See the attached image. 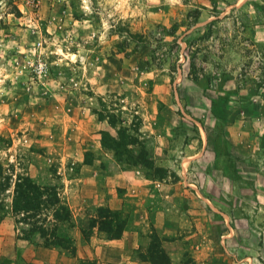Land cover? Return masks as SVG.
<instances>
[{
  "label": "rangeland",
  "instance_id": "374dc122",
  "mask_svg": "<svg viewBox=\"0 0 264 264\" xmlns=\"http://www.w3.org/2000/svg\"><path fill=\"white\" fill-rule=\"evenodd\" d=\"M0 225L264 264V0H0Z\"/></svg>",
  "mask_w": 264,
  "mask_h": 264
},
{
  "label": "crops",
  "instance_id": "0c3cea01",
  "mask_svg": "<svg viewBox=\"0 0 264 264\" xmlns=\"http://www.w3.org/2000/svg\"><path fill=\"white\" fill-rule=\"evenodd\" d=\"M74 246L72 255L61 247H44L38 239H21L0 225V264H77L80 260L95 264H152L136 253L138 245H129L124 236L109 239L97 228H93L88 241ZM165 252L173 264L179 263L183 256L180 240L166 243Z\"/></svg>",
  "mask_w": 264,
  "mask_h": 264
},
{
  "label": "trees",
  "instance_id": "16d2710c",
  "mask_svg": "<svg viewBox=\"0 0 264 264\" xmlns=\"http://www.w3.org/2000/svg\"><path fill=\"white\" fill-rule=\"evenodd\" d=\"M29 202H27V206H29L31 204L30 200H28ZM29 203V204H28ZM50 235L53 237V243L49 244V246H46V245H43L44 247H62V243H61V238L60 237H57L55 235V232H51ZM42 237H45L44 233H43V236ZM48 244V243H47ZM155 264V263H154Z\"/></svg>",
  "mask_w": 264,
  "mask_h": 264
}]
</instances>
